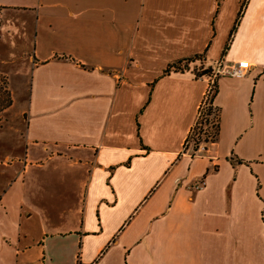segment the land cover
<instances>
[{"label": "crops", "instance_id": "0c3cea01", "mask_svg": "<svg viewBox=\"0 0 264 264\" xmlns=\"http://www.w3.org/2000/svg\"><path fill=\"white\" fill-rule=\"evenodd\" d=\"M3 30L0 264H264V0H0ZM199 54L250 70L191 150L209 78L161 75Z\"/></svg>", "mask_w": 264, "mask_h": 264}, {"label": "rangeland", "instance_id": "374dc122", "mask_svg": "<svg viewBox=\"0 0 264 264\" xmlns=\"http://www.w3.org/2000/svg\"><path fill=\"white\" fill-rule=\"evenodd\" d=\"M5 31H2V39L0 41V54H4L9 52L8 46H10L9 43H11V39L9 36H6V34H3ZM4 77L0 76V103L3 102L5 98V88L9 92V87L7 84L3 82ZM6 79V78H4ZM10 94V93H9ZM2 107H0V128L4 127L6 124L2 121V113L3 111H6L7 108L4 109L5 105L0 104ZM210 108V110H209ZM199 117L196 122V124L193 126L189 137L187 138L185 142V149L190 148L191 150L194 149L195 147H200L205 143H209L215 140L214 134L216 131V125L218 121V114L216 110L213 107H209L206 103L205 106H203L202 110H199ZM17 121V120H16ZM13 120H10L9 123H11L13 126L17 124V122ZM8 126V124H7ZM8 136L6 135V132L0 130V145L5 144L7 142L6 139ZM206 140V142H205Z\"/></svg>", "mask_w": 264, "mask_h": 264}, {"label": "trees", "instance_id": "16d2710c", "mask_svg": "<svg viewBox=\"0 0 264 264\" xmlns=\"http://www.w3.org/2000/svg\"><path fill=\"white\" fill-rule=\"evenodd\" d=\"M244 5H245V2L243 3V5L241 7V10L239 12L238 18L235 21V26H234L233 30L236 28V25L238 24V20H239L241 14H242ZM184 72H190L194 79H201V78H211L213 70L211 68L205 66L204 55L203 54H199V55H194V56L182 59V60H178L176 62H172L163 71L161 77L168 76V75H170L172 73H184ZM1 79H3V82L5 84H7V82H6V80L4 78H1ZM215 87H217V86H215ZM215 87H213L212 94L207 99V105L209 107H213L212 101H213V98H214V95H215ZM4 92H5L6 95H5V98H4L3 102L0 103V104H4L5 105L4 109H5V108H8L11 105V100H10V95L11 94H9V92L7 91L6 88H5ZM0 107H2V105H0ZM209 110H210V108H209ZM218 121H217V125H216V131H215V134H214L215 138L217 136L218 127H219ZM205 142H206V140H205ZM195 149H197V147H195L194 150Z\"/></svg>", "mask_w": 264, "mask_h": 264}, {"label": "built area", "instance_id": "2783aa9c", "mask_svg": "<svg viewBox=\"0 0 264 264\" xmlns=\"http://www.w3.org/2000/svg\"><path fill=\"white\" fill-rule=\"evenodd\" d=\"M248 70H250L247 66L242 65V64H236L232 67H224V66H220L218 65L215 69V71L212 73V77L209 78V82H208V87L207 90L205 92L202 104L199 108V110H202L203 106L206 105L207 103V99L211 96L212 91H213V87H215V82L216 80L221 77V76H228V77H232V78H241L244 77L245 74L248 72ZM198 113V117H199ZM198 119V118H197Z\"/></svg>", "mask_w": 264, "mask_h": 264}]
</instances>
